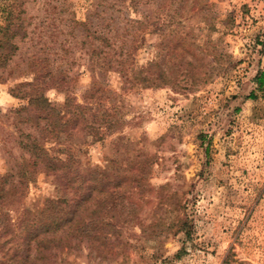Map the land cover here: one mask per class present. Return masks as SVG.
<instances>
[{
    "label": "rangeland",
    "instance_id": "1",
    "mask_svg": "<svg viewBox=\"0 0 264 264\" xmlns=\"http://www.w3.org/2000/svg\"><path fill=\"white\" fill-rule=\"evenodd\" d=\"M135 1L127 10L116 0H0V27L13 6L28 34L0 68V177L18 179L34 139L62 160L73 146L72 157L99 179L109 166L110 192L97 193V206L99 232L111 241H95L101 253L88 239L71 241L59 264H264V86L255 82L264 72V0ZM101 33L117 40L108 57L97 54ZM37 56L66 72L80 103L96 83L111 90L93 106L119 122L106 140L91 144L78 131L70 142L43 140L45 121L11 93ZM121 58L118 73L111 64ZM157 63L179 87H132L140 76L158 78ZM44 95L64 106L65 92ZM33 174L14 222L23 208L40 212L61 196L53 176ZM182 220L188 236L177 233Z\"/></svg>",
    "mask_w": 264,
    "mask_h": 264
},
{
    "label": "trees",
    "instance_id": "2",
    "mask_svg": "<svg viewBox=\"0 0 264 264\" xmlns=\"http://www.w3.org/2000/svg\"><path fill=\"white\" fill-rule=\"evenodd\" d=\"M109 1L100 0L98 5L103 7ZM114 4H120L128 10L135 7L137 2L116 0ZM13 11V6L5 10L6 23L0 27V68L7 66L15 57L19 49L15 40L28 35L24 30V21L15 18ZM74 21L76 25L84 27H87L89 23V21ZM98 40L100 45L97 48V54L108 57L110 50L116 47L117 40L103 33ZM127 42V39L123 40L122 57L125 55L123 50L125 45L127 48ZM126 65V58H121V61L111 64V69L122 73ZM155 66L158 67V78L149 79L140 76L136 78L137 82H130V85L133 83L132 87H134L141 83L144 87L153 85L162 87L173 84L179 87V83L170 80L166 71L161 69L158 63ZM29 73L31 76L12 89L11 93L16 98L28 100L29 105L23 110L31 112V116L38 125L41 121H45L42 131L46 136H43V140L56 141V145L62 144L59 143V139L64 134L65 142H70L77 136L75 132L78 131L87 135L89 143L95 144L106 140V137L119 126V122L112 119L108 109L104 111L106 114H102L101 118L94 111V103L101 102L111 92L104 84L96 83L86 89L83 103H80L69 92V86L73 80L68 79L66 72L55 71L48 64L46 57L37 56L32 59L29 63ZM255 82L259 87L264 86V72L258 73ZM51 89L65 92L66 99L63 107L53 105L44 95L45 91ZM24 147L31 153V161H26L25 166L19 165L18 179L16 180L15 173L10 172L0 177V248L3 253L0 264H59V256L73 248L71 241L80 243L87 239L94 249H99L101 253L102 250L95 241L98 242L99 239L111 241V238L107 235L103 237L98 229L97 193L110 192L111 174L107 170L109 166L101 170L103 175L99 179L98 170L82 168L81 163L72 157L73 146H66V149L61 151L66 155V160L50 157L42 140L34 139ZM38 170L54 177V185L58 187L61 196L47 200L40 212L23 208L17 222H14L10 212L13 209L19 210L17 206L24 198L30 182L33 181V173ZM106 186V190L101 189ZM103 210L106 215L110 212L104 206ZM105 224L106 227L111 225ZM187 227L186 221H180L177 225V233H185L188 236ZM92 251L93 248L90 252Z\"/></svg>",
    "mask_w": 264,
    "mask_h": 264
}]
</instances>
